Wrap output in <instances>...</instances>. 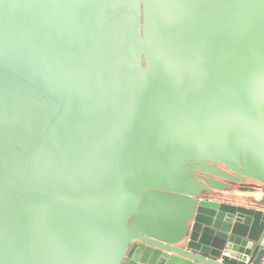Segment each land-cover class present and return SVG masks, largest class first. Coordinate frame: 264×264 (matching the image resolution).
<instances>
[{
	"label": "water",
	"instance_id": "1",
	"mask_svg": "<svg viewBox=\"0 0 264 264\" xmlns=\"http://www.w3.org/2000/svg\"><path fill=\"white\" fill-rule=\"evenodd\" d=\"M263 262L264 0H0V264Z\"/></svg>",
	"mask_w": 264,
	"mask_h": 264
},
{
	"label": "built area",
	"instance_id": "2",
	"mask_svg": "<svg viewBox=\"0 0 264 264\" xmlns=\"http://www.w3.org/2000/svg\"><path fill=\"white\" fill-rule=\"evenodd\" d=\"M246 262H247V260H246ZM263 264H264V262H263Z\"/></svg>",
	"mask_w": 264,
	"mask_h": 264
}]
</instances>
